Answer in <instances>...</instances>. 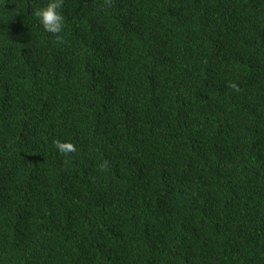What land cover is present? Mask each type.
Listing matches in <instances>:
<instances>
[{"label": "trees", "instance_id": "trees-1", "mask_svg": "<svg viewBox=\"0 0 264 264\" xmlns=\"http://www.w3.org/2000/svg\"><path fill=\"white\" fill-rule=\"evenodd\" d=\"M46 3L0 0V264H264V0Z\"/></svg>", "mask_w": 264, "mask_h": 264}, {"label": "clouds", "instance_id": "clouds-1", "mask_svg": "<svg viewBox=\"0 0 264 264\" xmlns=\"http://www.w3.org/2000/svg\"><path fill=\"white\" fill-rule=\"evenodd\" d=\"M61 4L62 0H47V3L37 8L34 13L45 31L57 34V39L65 26L64 17L60 12ZM56 148L62 153L75 150L72 143L60 141L56 142Z\"/></svg>", "mask_w": 264, "mask_h": 264}]
</instances>
